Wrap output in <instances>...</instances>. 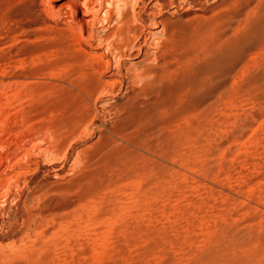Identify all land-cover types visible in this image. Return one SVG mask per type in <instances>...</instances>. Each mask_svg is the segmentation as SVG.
I'll return each mask as SVG.
<instances>
[{
    "label": "rangeland",
    "instance_id": "374dc122",
    "mask_svg": "<svg viewBox=\"0 0 264 264\" xmlns=\"http://www.w3.org/2000/svg\"><path fill=\"white\" fill-rule=\"evenodd\" d=\"M189 1L89 99L42 1L0 0V264H264V0Z\"/></svg>",
    "mask_w": 264,
    "mask_h": 264
},
{
    "label": "bare ground",
    "instance_id": "6f19581e",
    "mask_svg": "<svg viewBox=\"0 0 264 264\" xmlns=\"http://www.w3.org/2000/svg\"><path fill=\"white\" fill-rule=\"evenodd\" d=\"M41 1L45 5L44 8H46L45 10L47 11L46 13L49 14V17L53 18L56 22H58V25L61 26L56 27V32H59L62 37L70 39L75 45L74 47L77 48L79 54L77 55V57L79 56L77 59L80 61L81 58L83 61H87L91 64L90 72H88L90 76V82L87 83L85 81L88 85L84 84V86H86L84 88L83 86L81 87L85 89L82 91L86 92L85 95L89 99H94L104 93H110L114 90L116 85L120 83L119 80L114 77L118 73H110L109 78L106 80L103 79V76L107 75L106 73L111 69L113 63L117 64L118 72H120L126 63V58H139V56L143 54L144 46L147 45L149 43V39L153 37V31H151V29L160 28V31L163 33L165 39L170 40L169 38H172L173 36L171 34L176 32V27L173 25V21L171 19L166 17L161 18L163 13L166 11L174 12L175 9L182 8L183 4L188 5L190 3L189 0H179V2H175V0H155L153 1V4L149 6L144 0ZM141 2H143V6H140V4H142ZM191 3L194 4L193 1H191ZM193 4L190 6H193ZM138 8L140 11H137ZM114 17H116L115 22L117 27L114 30H111V28H106L112 25L111 23ZM206 22L207 21L204 23L202 19L196 18L195 22L181 27L180 32H205L206 28L209 26ZM98 28L104 29L102 34L97 31ZM132 28L134 31H132ZM173 34L175 35V33ZM142 37L143 40L141 41ZM162 42L163 39L158 40V48L163 45ZM101 48L102 50L105 48V51H101ZM133 52L135 55H133ZM69 56H71V54ZM59 84L61 85V83ZM65 88L67 87H64V89ZM14 94L15 93L13 92V95ZM14 96L12 97L14 98ZM9 98L13 100L11 96ZM86 116H84V118H86ZM80 119H82V117Z\"/></svg>",
    "mask_w": 264,
    "mask_h": 264
}]
</instances>
